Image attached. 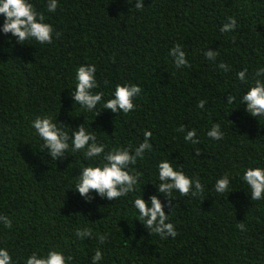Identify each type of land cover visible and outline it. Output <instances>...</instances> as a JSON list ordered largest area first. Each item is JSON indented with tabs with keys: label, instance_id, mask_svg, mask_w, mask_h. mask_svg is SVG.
Listing matches in <instances>:
<instances>
[{
	"label": "trees",
	"instance_id": "16d2710c",
	"mask_svg": "<svg viewBox=\"0 0 264 264\" xmlns=\"http://www.w3.org/2000/svg\"><path fill=\"white\" fill-rule=\"evenodd\" d=\"M47 2L31 0L55 30L51 44L22 45L0 32V216L12 220L11 229L0 222V247L14 264L49 248L62 250L71 264H92L98 248L100 264H264V200L252 201L240 179L245 168L264 166V121L238 100L227 102L246 90L238 71L247 67L251 80L264 67V0H144L143 11L133 8L135 0H59L55 13ZM231 17L236 29L222 33ZM176 45L189 66L175 67L169 51ZM209 49L219 53L215 61L206 59ZM89 63L97 68L93 91L105 100L117 84L141 87L134 111L102 109L96 117L74 107L75 70ZM201 99L204 109L197 107ZM36 117H51L70 135L84 123L106 152L134 149L151 131L152 149L131 166L139 189L111 201L92 193L86 201L71 189L80 168L99 159L70 151L52 160L31 127ZM214 123L222 140L207 136ZM182 128L196 129L199 143L185 142ZM163 159L205 186L196 197L174 193L175 206L165 212L177 235L166 239L147 231L131 204L143 190L145 199L155 194L151 182L158 183ZM225 173L234 191L228 197L213 191ZM85 226L94 236L81 241L75 231Z\"/></svg>",
	"mask_w": 264,
	"mask_h": 264
},
{
	"label": "clouds",
	"instance_id": "9594fccd",
	"mask_svg": "<svg viewBox=\"0 0 264 264\" xmlns=\"http://www.w3.org/2000/svg\"><path fill=\"white\" fill-rule=\"evenodd\" d=\"M59 6V0H48L46 9L49 13H55ZM137 10L143 11L144 0H135ZM0 16H3L4 23L0 26V32L5 36L9 33L15 37L19 44H51L54 36V28L45 22L44 13L36 10L31 0H0ZM237 27L235 17L230 18V22L224 23L220 31L231 33ZM9 37V39H11ZM219 53L215 50L205 52V57L209 61H215ZM169 56L173 58L176 68L189 66L185 51L180 45L174 46L169 51ZM219 68L225 72L230 70V66L220 63ZM97 68L94 64H82L75 70L74 88H70V98L74 101V107L79 105L86 112L93 113L96 117L100 111L110 110L112 113H128L135 110L134 100L141 93V87L135 84H117L108 99H104L102 91L94 92L99 87L96 79ZM237 79L246 85V90L237 98L227 97V102L232 104L238 100L239 108L244 110L259 123L264 121V67L257 68L252 79H249V70L245 67L236 73ZM206 99H201L197 105L199 109H204ZM31 127L35 135L42 141L41 148L47 151V155L52 160L58 161L65 154L82 152L85 161H96L99 163L89 164L81 167L80 174L71 190L77 192L86 201H91L95 193L102 199L119 200L127 197L130 193L136 192L140 187V176L134 174L131 166L135 165L139 158H142L145 150H151L152 144L149 142L152 137L151 131L144 132V141L134 149L119 147L112 151H105L106 145L98 142L94 131H90L84 126L74 128L71 135L63 127L59 126L51 117H36L31 122ZM185 132V142L197 145L196 129H181ZM207 136L212 140H222L224 132L219 123H214L207 131ZM198 153V152H197ZM240 179L247 186L246 192L250 194L251 200H264V166H249L240 174ZM156 181L151 182L156 189L155 194L145 199L144 190L142 196H136L132 201L134 215L144 225L151 234H157L166 239L177 235V230L173 223L169 221L171 214H166L165 208H174V193L187 196L189 193L193 197L203 194L205 186L199 179L187 175L183 170L174 167L173 163L163 159L157 164ZM213 191L220 195L234 192L232 191V180L230 174L225 173L218 177L213 185ZM161 196L165 199L162 201ZM0 222L6 228H12V220L5 216H0ZM243 228V225H241ZM101 243L105 237L95 234ZM75 236L79 240L92 238L94 236L91 227L85 226L75 231ZM103 252L99 248L92 256V264H100L103 261ZM0 264H14L13 256L9 249L0 247ZM24 264H71V258L65 256L64 252L58 248H49L47 252L33 251L25 258Z\"/></svg>",
	"mask_w": 264,
	"mask_h": 264
}]
</instances>
